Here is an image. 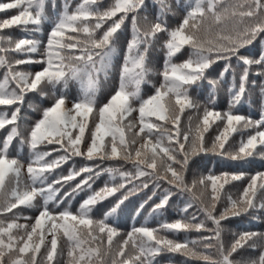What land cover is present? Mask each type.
I'll list each match as a JSON object with an SVG mask.
<instances>
[{"label":"snow or ice","instance_id":"1","mask_svg":"<svg viewBox=\"0 0 264 264\" xmlns=\"http://www.w3.org/2000/svg\"><path fill=\"white\" fill-rule=\"evenodd\" d=\"M152 2L158 6L155 19L147 15L146 0H112L107 6L103 0H81L71 11L70 3L64 0L63 11L49 20L46 0H0V13L15 12L0 20V68L5 69L0 78V106L5 109L0 111V132L5 133L0 139V264H58V258L65 256L67 264H157L163 253L182 254L183 264L188 259L203 264H241L235 259L239 251L245 246L257 247V239L264 241V232L252 231H231L232 239L226 242L224 238L230 232L226 224L233 219L264 224V171L253 175L242 170L257 156L264 164V0H185L183 4L177 0L183 15L175 26L167 20L169 14L176 15L170 0ZM129 19L132 35L118 90L98 108L99 123L82 151L85 125L78 123L77 117H86L97 104L94 98L100 73L107 75L115 41ZM45 22L51 25L46 36ZM12 27L25 36L13 40L2 34ZM157 43L165 51L160 72L148 65L149 50ZM185 46L191 50L189 58L175 63ZM15 54L24 58H12ZM218 61L224 62L220 79H210L207 72ZM24 65H39L40 70L25 71L21 68ZM229 73L228 107L220 111L217 90ZM150 75L162 77L159 87L148 79ZM252 76L256 78L250 79ZM205 80L210 91L201 118L202 105L191 93ZM257 80L261 111L260 118L253 119L239 114L238 107L250 105L246 97ZM73 82H79L82 89L78 100L69 99ZM146 84L155 91L145 99L142 87ZM45 87L52 91H45ZM29 93L39 95L48 105L40 108L28 102L29 109L40 111V118L30 124V118L21 115ZM135 101H139L138 107H133ZM186 108L197 113L196 123L193 126L189 116L187 126L181 129L180 114ZM133 112L139 114L138 132L132 131L137 122L120 124ZM212 124L217 135L209 143L205 134ZM125 128L131 133L127 139ZM72 129H78V134L74 136ZM246 130L250 131L245 139ZM238 132L239 146L229 151V138ZM105 137L109 138L107 143ZM14 142L16 156L10 155ZM48 146L51 150H41ZM25 147L30 155L26 167L19 158ZM53 153L57 155L53 157ZM209 156H218V164L235 171L205 175L190 168L193 157ZM75 157L91 163L79 168L73 165L67 176L48 181ZM106 161L131 164L132 171L105 167ZM104 174H109L110 180L94 188ZM77 177L79 182L61 196L62 188ZM244 181L246 186L235 196L225 191V185ZM150 182L151 195L140 203L136 215L153 197L158 202L150 208L149 216H162L174 198H182L183 206H177L179 218L165 220L157 227L145 224L121 232L113 226L124 211L121 206L126 208L125 202L148 189ZM81 192L88 194L74 211L70 198ZM220 204L223 207L217 210ZM21 207L35 209L38 215L22 217ZM96 212H100L99 218ZM9 214V220L2 218ZM21 218L33 222L20 224ZM162 232L207 235L181 242L160 235ZM114 237L125 238L114 241ZM197 243L204 252L189 248ZM208 252H214L216 258ZM246 262L264 264V245L258 257Z\"/></svg>","mask_w":264,"mask_h":264},{"label":"trees","instance_id":"2","mask_svg":"<svg viewBox=\"0 0 264 264\" xmlns=\"http://www.w3.org/2000/svg\"><path fill=\"white\" fill-rule=\"evenodd\" d=\"M68 2L71 5L70 11L75 8L77 4L81 2V0H68ZM172 4V11L176 13V15L169 14L167 17L168 23L172 26H175L177 23H179V20L181 16L183 15L182 10L177 6V0H170ZM185 0H180V3L183 4ZM112 3V0H103V6H107ZM146 3L148 4L147 8V15L155 19L156 13L158 11V6L155 5L152 0H146ZM63 4L64 0H55V8L53 7V0H46V6H45V12L47 16L49 17V20L54 19L57 13H60L63 11ZM15 14L13 11L12 13H0V20L5 19L8 17V15ZM144 13H142L143 15ZM127 27L123 30V33L116 39L115 41V53L112 57V63L110 68L108 69L107 75L104 73H100L99 81H100V89L97 92L99 102L93 106V110L87 114L86 117L78 116L77 121L78 123H85V134L83 138V142L81 144V150H85L88 143H90L89 137L90 133L94 130L95 124L99 123V113L98 108L102 107L104 103H107L110 100L111 95L115 93L116 90H118L119 86V80L122 73V67L125 61V58L127 56V44L130 42L131 39V21L130 19L126 21ZM50 23L45 22L43 25V33L46 36L47 33L50 31ZM3 35L5 36H11L13 40H17L19 38H23L25 36V33L20 31L17 27H12L10 29L3 30ZM46 43V40H45ZM5 47L8 45L5 43ZM258 50V49H257ZM190 48L188 46H185V48L182 50L180 54H178L174 58L175 63H181L185 60H187L190 56ZM78 54V53H77ZM12 58L14 59H22L24 58L21 54H15ZM165 60V51L160 47V44H155L148 53V65L151 67L155 72H160L163 69V64ZM233 65L235 66V61H233ZM22 70L25 71H39L40 66L39 65H24L21 66ZM224 68V62L218 61L215 64L212 65V67L208 70L207 75L210 79L219 80L220 79V73L223 71ZM5 69L0 68V78L3 77ZM237 71V77L239 76L240 68H236ZM256 77L252 76L250 79H255ZM150 81H152L153 84H155L156 87H159V85L162 83V77L159 75H150L148 77ZM231 82V73L227 74L224 78V80L220 81L218 90H217V110L220 111H226L228 107V87ZM79 82H73L69 85V99H79L82 96V89H78L77 85ZM259 80H257V86L256 87H249V93L246 99L250 100V105L245 104L243 107H238V113L245 115V116H251L253 119H259L260 118V111H261V97H260V90H259ZM45 91L51 92L52 90L49 87H45ZM155 89L149 85L146 84L142 87V96L143 98H147L149 95H152L154 93ZM210 89L208 87L207 80L202 82V85L199 89L192 91V96L194 99L200 102L202 107L200 108V116L202 118L203 113V105L207 104L208 100V93ZM32 101L35 105H38L40 108L47 107V103H42L41 97L37 94L29 93L28 96L25 98V104L22 108L21 115H26L29 117V121L27 123H31L37 119L40 118V111L39 108L36 111H33L28 108V102ZM139 101H135L133 103V107H138ZM68 107H71V104L68 105ZM5 110L2 106H0V111ZM193 117V126L196 123V116L197 113L190 109H185V111L180 114V122L179 126L181 129H184L188 124V117ZM139 114L138 112L131 113L130 116H126L121 122V126L127 125L130 121L137 122V127L133 129L132 131H137L139 129L138 124ZM151 120L154 122L156 120L155 117L151 118ZM22 123H25L22 121ZM264 130V129H262ZM250 130H246L244 132V138H247V135L249 134ZM72 134L75 136L78 134V129H72ZM254 134V133H253ZM5 133L0 132V139L4 137ZM131 135L129 130L125 128V137L126 139ZM217 135V129L216 125L212 124L209 131L205 134V139L207 142H211V139ZM241 139V134L234 133L229 138V145L231 147L228 148L229 151H235L239 146V141ZM109 140L108 137H105V142L107 143ZM52 146H48L47 148H41V150L47 151L51 150ZM228 147V145H226ZM10 155L16 156L17 155V144L14 142L12 148L10 149ZM57 155V153H53V157ZM21 160L24 161L25 167L27 166L28 160L30 158L29 150L27 147L24 148L23 152L20 154L19 157ZM220 158L218 156H209L204 157L203 159L201 157H193L192 161L190 162V168L193 171H197L200 173H203L207 175L210 171H214L216 174H220L221 172L228 171L232 172L235 171V168L227 167L223 164H218L217 161H219ZM91 162L84 160L82 157H75L73 160H69L66 164L62 165L60 168H58L54 173H52L48 177V181L51 182L55 180L58 176L64 175L67 176L69 173V170L72 169L73 165H75L76 168H79L81 166H84L85 164H90ZM215 165V167H213ZM104 166H113V167H123L125 170L132 171L131 164H123L121 165L119 162L116 161H106L104 163ZM246 173L255 174L257 171H264V164L261 163L259 157L257 156L255 158V162L251 163L250 165H245L242 169ZM23 179L25 182H27L28 177L27 175L23 176ZM79 177H77L76 181L65 185L62 188V191L60 193L61 196L65 192H70L71 188L74 187L75 183L79 182ZM110 180L109 174H104L100 177L99 180L96 181V183L93 185L94 188L98 189L100 187L104 186V183L106 181ZM116 182H119V177L117 176ZM247 181L244 182H233L231 185H225V191L231 192L234 196L242 189V187L246 186ZM259 183V182H258ZM166 186V185H165ZM152 187L151 182L149 184V188L143 190L142 192H139L137 195L131 197L130 201H126L125 206H121L124 211L119 216V218L113 223V221L110 219L109 223H113V226L117 227L121 232L127 233L131 231L133 226L139 227L141 225L147 224L149 227H157L159 223L167 220V221H174L175 219L179 218L178 209L177 206L179 205L182 207L181 199L182 198H174L171 201L170 207L165 211V213L161 215L156 216H149V211L152 205L156 202H158V199L156 197H153L152 201H149V204L145 206L144 210L141 212V214L136 215V210L139 208L140 203L145 200L148 196L151 195ZM197 193L201 191L200 186L198 185L196 188ZM210 186L208 189V192L205 193V202H207L209 194H210ZM88 193L81 192L78 195H75L74 198L71 199V204L73 210H77L79 207V204L83 201V199L86 198ZM108 202H105L103 207H107ZM223 207V204H220L217 206V210ZM14 212L16 210H13ZM192 211V210H190ZM19 214L22 217H33L38 215V212L35 209H27L21 207ZM96 218L100 217V212L95 213ZM5 220L10 219V214L8 216L2 217ZM20 224H26V223H32L33 221L26 220L21 218L18 221ZM59 223V221L57 222ZM45 224H47V221H45ZM210 226V225H209ZM226 227L230 230V232L225 234V241H230L232 239L231 231L235 232H244V231H252V232H264V224L259 223L257 221H249L247 219L241 220L240 218L233 219L229 221L226 224ZM21 234L22 233H18ZM160 235L166 236L169 239H174L178 241H185L188 240H198L201 235H207V233H197V232H191L185 234L184 232L180 233H169V232H162ZM125 237H114V241L118 239H123ZM60 243L63 244V240H60ZM249 243H253L252 241H249ZM257 247L251 248L245 246V248L241 249L239 253L235 256L236 260H239L241 262L247 261L249 258H256L260 255L261 252V245H264V241H261L257 239L255 241ZM106 244V240H105ZM189 248L194 249L197 252H204L203 246L200 243H197L195 245L189 244ZM209 256H211L213 259L216 258L214 252H208L206 253ZM185 261V257L182 254L176 253V254H170V253H163L157 257V264H183ZM58 264H67V257L58 258ZM187 264H203V262L200 261H193L191 259H188Z\"/></svg>","mask_w":264,"mask_h":264},{"label":"clouds","instance_id":"3","mask_svg":"<svg viewBox=\"0 0 264 264\" xmlns=\"http://www.w3.org/2000/svg\"><path fill=\"white\" fill-rule=\"evenodd\" d=\"M100 87H101V86H100V84H99V89H100ZM77 88L80 89V85H79V84L77 85ZM94 99H95V102H96V103L99 102V98H98V95H97V94L95 95V98H94ZM241 264H247V262H246V261H245V262H241Z\"/></svg>","mask_w":264,"mask_h":264},{"label":"rangeland","instance_id":"4","mask_svg":"<svg viewBox=\"0 0 264 264\" xmlns=\"http://www.w3.org/2000/svg\"><path fill=\"white\" fill-rule=\"evenodd\" d=\"M83 124L86 125V121H85V123L83 122Z\"/></svg>","mask_w":264,"mask_h":264}]
</instances>
